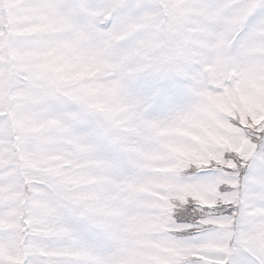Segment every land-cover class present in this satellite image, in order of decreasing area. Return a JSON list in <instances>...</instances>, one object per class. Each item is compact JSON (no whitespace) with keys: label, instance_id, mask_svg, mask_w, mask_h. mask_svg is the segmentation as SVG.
<instances>
[{"label":"rangeland","instance_id":"obj_1","mask_svg":"<svg viewBox=\"0 0 264 264\" xmlns=\"http://www.w3.org/2000/svg\"><path fill=\"white\" fill-rule=\"evenodd\" d=\"M263 151L264 0H0V264H264Z\"/></svg>","mask_w":264,"mask_h":264},{"label":"bare ground","instance_id":"obj_2","mask_svg":"<svg viewBox=\"0 0 264 264\" xmlns=\"http://www.w3.org/2000/svg\"><path fill=\"white\" fill-rule=\"evenodd\" d=\"M112 23V22H111ZM111 25V24H110ZM110 25H109V27H110Z\"/></svg>","mask_w":264,"mask_h":264}]
</instances>
